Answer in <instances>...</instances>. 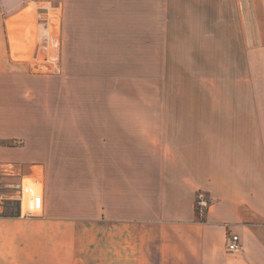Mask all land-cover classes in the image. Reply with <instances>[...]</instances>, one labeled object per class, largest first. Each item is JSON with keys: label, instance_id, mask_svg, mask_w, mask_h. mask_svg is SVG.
I'll list each match as a JSON object with an SVG mask.
<instances>
[{"label": "rangeland", "instance_id": "1", "mask_svg": "<svg viewBox=\"0 0 264 264\" xmlns=\"http://www.w3.org/2000/svg\"><path fill=\"white\" fill-rule=\"evenodd\" d=\"M48 6L59 8L51 18L57 27L44 29L49 49L63 51L52 59L42 53L35 62L40 72L0 73V114L12 116L0 131L13 137L0 138V146L25 162L5 183L0 170V186L16 185L22 198L21 178L34 168L46 208L44 215L23 209L24 216L57 220L53 228L74 233L78 264H160L142 224L105 222L95 180L110 168L115 188L129 176L137 182L140 148L162 144L164 126L190 125V115L225 113L246 123L264 116L262 0H50ZM31 29L11 37L13 55L33 50ZM30 57L14 59L30 63ZM109 120L110 139L103 124ZM106 147L110 160L96 162L94 152ZM21 207L19 200L8 205L0 218L22 216ZM5 240L0 264H22L24 250Z\"/></svg>", "mask_w": 264, "mask_h": 264}, {"label": "crops", "instance_id": "2", "mask_svg": "<svg viewBox=\"0 0 264 264\" xmlns=\"http://www.w3.org/2000/svg\"><path fill=\"white\" fill-rule=\"evenodd\" d=\"M44 3L50 5V0H0V73L11 70L24 74L42 69L35 63L40 58L39 41L45 30L55 28L51 18L59 11ZM31 27L33 50L13 55L11 37L25 35ZM61 51L49 49L47 55L52 59ZM21 56H31L30 63L14 59ZM4 112L0 114L2 129L12 120L10 113ZM207 115H190V125H165L158 133L162 144L157 142L151 151L147 145L141 147L137 182L129 176L122 178L120 189L115 188L110 180L115 173L110 168L103 179H93L96 203L105 222L120 227L142 224V238L157 244L160 264H264V116L247 119L246 123V119L225 113L221 117ZM103 124L108 125L104 135L110 139V128L115 123L109 120ZM0 138L13 137L0 131ZM13 150L0 146L2 183L9 181L17 163H25ZM94 154L96 162L111 158L108 147ZM105 162L104 168L108 164ZM36 173L33 168L22 176V198L12 189L16 185L0 186V196L5 198L2 212L18 200L22 204V216L0 218V237L24 250L22 264H78L74 233L53 228V224H59L57 220L39 214L24 216L23 209L41 210L44 215L46 208L44 183ZM93 173L99 175L98 170ZM199 193L211 203L203 222L196 214ZM44 225L46 228L40 229ZM231 232L240 237L244 247L238 254L226 249Z\"/></svg>", "mask_w": 264, "mask_h": 264}, {"label": "built area", "instance_id": "3", "mask_svg": "<svg viewBox=\"0 0 264 264\" xmlns=\"http://www.w3.org/2000/svg\"><path fill=\"white\" fill-rule=\"evenodd\" d=\"M40 47V55L43 53H47L49 51L50 39L47 33H44L39 41ZM44 57V56H43ZM60 72V69H57ZM20 185V184H19ZM20 187V186H18ZM5 200L4 197L0 196V215L2 214V207L3 201ZM210 201L204 196V194L198 195L196 199V211L198 212L197 215L201 218L204 217L205 213H207L210 207ZM227 251L232 254H238L244 249L243 244L240 240V237L232 232L228 235L227 238Z\"/></svg>", "mask_w": 264, "mask_h": 264}, {"label": "trees", "instance_id": "4", "mask_svg": "<svg viewBox=\"0 0 264 264\" xmlns=\"http://www.w3.org/2000/svg\"><path fill=\"white\" fill-rule=\"evenodd\" d=\"M20 215V211H17L16 214H11L10 216H19Z\"/></svg>", "mask_w": 264, "mask_h": 264}]
</instances>
